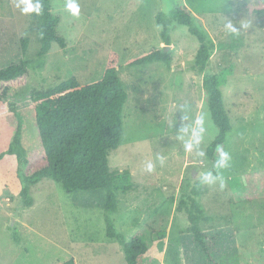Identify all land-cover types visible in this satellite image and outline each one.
I'll use <instances>...</instances> for the list:
<instances>
[{"label": "rangeland", "instance_id": "1", "mask_svg": "<svg viewBox=\"0 0 264 264\" xmlns=\"http://www.w3.org/2000/svg\"><path fill=\"white\" fill-rule=\"evenodd\" d=\"M69 2L52 0L66 48L55 44L39 56L41 35L33 13L24 14L23 5L17 7L20 0H0V69L24 57L21 39L28 38L29 82L18 91L23 98L72 76L95 82L103 76L110 51L118 52L128 99L123 137L109 154V166L115 172L129 170L133 188L118 193V210L112 213L105 210L104 189L67 193L61 183L45 178L32 187L34 204L27 207L19 192L18 159L7 153L0 160V264H55L69 258L77 264H128L118 237L129 240L138 230L148 246L143 264H264V15L252 13L264 0H75L77 16L67 9ZM176 4L191 10L193 24L213 44L204 73L231 70L222 86L232 124L226 148L230 166L219 173L224 187L219 181L202 184L200 197L212 217L204 226L206 248L189 232L179 201L208 170V160L195 150L186 152L176 137L185 123L182 109L193 119L206 115L205 152L218 128L211 120L203 73L195 68L198 39L178 24L170 46L161 38L156 16ZM229 20L238 34L226 31ZM162 48L172 55L170 66L126 65L129 58ZM23 116V143L36 160L42 156L37 130L29 112ZM18 125L16 115L0 119V152L9 148ZM158 154L165 158L163 166ZM149 162L155 165L152 172L146 168ZM107 215L114 240L107 237Z\"/></svg>", "mask_w": 264, "mask_h": 264}, {"label": "trees", "instance_id": "2", "mask_svg": "<svg viewBox=\"0 0 264 264\" xmlns=\"http://www.w3.org/2000/svg\"><path fill=\"white\" fill-rule=\"evenodd\" d=\"M35 3V0H33ZM42 11L33 13L40 32L39 56L50 53L55 44L66 48L67 40L59 32L61 17L52 11V0H40ZM256 15H264V5L252 9ZM157 23L161 25V38L167 46L172 44L173 25L188 27L199 43L195 68L203 73L202 86L211 120L218 133L206 149L208 170H212L217 157V147L226 151L231 119L225 109L222 86L231 73L230 68H222L217 73L205 74L213 44L204 31L193 24V14L184 4H176L169 12H159ZM24 57L17 63L0 69V119L10 115L19 117V125L9 148L0 152V160L9 153L15 154L19 162L20 195L24 206L31 207L34 199L31 189L43 179H51L63 185L67 193L78 190L104 189L105 210L115 213L118 210V193H126L133 188L129 170L111 171L109 154L118 148L123 137V111L128 99V90L119 77L120 56L111 50L103 76L92 83H82L72 76L46 90H31L23 98L18 91L29 82V61L27 60L28 38L21 39ZM172 55L167 48L153 49L139 56L129 58L126 65L144 66L153 62L172 63ZM29 112L33 118L42 156L32 160L23 143V115ZM22 122V123H21ZM236 185V178L231 179ZM200 179L191 191L180 198L179 209L185 208L189 218V232L196 242L206 248L204 242L205 223L211 220L201 205L204 192ZM106 216L107 234L117 235L113 230V220ZM164 236V235H163ZM18 245L21 239L13 236ZM119 238L122 252L128 264H143L148 246L141 230L129 240ZM55 264H77L75 258L58 261Z\"/></svg>", "mask_w": 264, "mask_h": 264}, {"label": "clouds", "instance_id": "3", "mask_svg": "<svg viewBox=\"0 0 264 264\" xmlns=\"http://www.w3.org/2000/svg\"><path fill=\"white\" fill-rule=\"evenodd\" d=\"M21 8L24 14L28 13H36L40 14L42 11V5L40 0H20V3L17 4V7ZM67 9L74 15H79L80 8L79 5L75 2V0H70L67 4ZM243 29L249 27L246 23H240ZM225 29L229 34H238L240 30L229 20L225 24ZM183 113V121L177 131V140L180 141L183 145V148L186 152H192L195 150L196 155L200 158L206 156V152L201 148V145L204 141V136L206 133L205 123H206V115L204 113H197L195 118H191ZM217 157L215 159L213 168L215 169V174L212 170H207L199 174V178L201 183L212 185L217 181L220 182L221 188L224 187L223 177L220 175V170L226 169L230 166L231 156L230 153L225 151L222 146H218L217 149ZM157 160L160 162L161 166H163L165 162V158L161 155H157ZM148 172H152L155 169V165L152 162H149L146 166Z\"/></svg>", "mask_w": 264, "mask_h": 264}, {"label": "crops", "instance_id": "4", "mask_svg": "<svg viewBox=\"0 0 264 264\" xmlns=\"http://www.w3.org/2000/svg\"><path fill=\"white\" fill-rule=\"evenodd\" d=\"M108 238H111V237H109V236H107ZM113 240H114V238H112Z\"/></svg>", "mask_w": 264, "mask_h": 264}]
</instances>
